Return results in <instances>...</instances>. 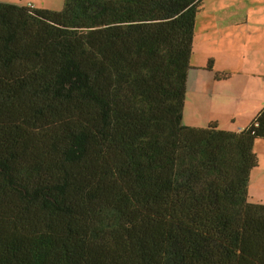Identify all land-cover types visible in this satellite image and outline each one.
<instances>
[{"label":"trees","instance_id":"16d2710c","mask_svg":"<svg viewBox=\"0 0 264 264\" xmlns=\"http://www.w3.org/2000/svg\"><path fill=\"white\" fill-rule=\"evenodd\" d=\"M204 1L0 2V264H264V109L183 124Z\"/></svg>","mask_w":264,"mask_h":264},{"label":"crops","instance_id":"0c3cea01","mask_svg":"<svg viewBox=\"0 0 264 264\" xmlns=\"http://www.w3.org/2000/svg\"><path fill=\"white\" fill-rule=\"evenodd\" d=\"M207 1L195 19L183 124L240 132L264 109V0ZM253 151L248 199L264 204V140Z\"/></svg>","mask_w":264,"mask_h":264},{"label":"rangeland","instance_id":"374dc122","mask_svg":"<svg viewBox=\"0 0 264 264\" xmlns=\"http://www.w3.org/2000/svg\"><path fill=\"white\" fill-rule=\"evenodd\" d=\"M241 2H246L245 0H239ZM4 3H13L20 6H33L37 9H45L49 11H61L64 6V0H0ZM230 3L231 0H212L205 2L206 6L216 5L217 3ZM198 24V23H197ZM199 25V24H198ZM199 27V26H198Z\"/></svg>","mask_w":264,"mask_h":264}]
</instances>
